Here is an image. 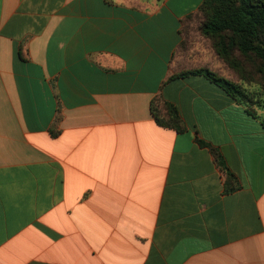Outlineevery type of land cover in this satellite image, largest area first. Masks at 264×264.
I'll list each match as a JSON object with an SVG mask.
<instances>
[{"label":"crops","instance_id":"1","mask_svg":"<svg viewBox=\"0 0 264 264\" xmlns=\"http://www.w3.org/2000/svg\"><path fill=\"white\" fill-rule=\"evenodd\" d=\"M204 1L0 0V264H264V119L172 79Z\"/></svg>","mask_w":264,"mask_h":264},{"label":"trees","instance_id":"2","mask_svg":"<svg viewBox=\"0 0 264 264\" xmlns=\"http://www.w3.org/2000/svg\"><path fill=\"white\" fill-rule=\"evenodd\" d=\"M198 11L206 12L208 20L203 26V33L217 38L215 47L227 63L238 69L235 57L238 53L242 57H254L264 68V0H205ZM193 75L209 78L239 101L240 96L247 98V94L236 83L208 69L182 71L172 79ZM151 112L160 126L179 132L184 130V122L177 107L162 97L152 101ZM212 151L219 164L224 167L221 153L216 149ZM227 174L229 177L233 176L229 171Z\"/></svg>","mask_w":264,"mask_h":264},{"label":"rangeland","instance_id":"3","mask_svg":"<svg viewBox=\"0 0 264 264\" xmlns=\"http://www.w3.org/2000/svg\"><path fill=\"white\" fill-rule=\"evenodd\" d=\"M207 20L206 12L198 11L183 21L181 41L173 56L174 71L179 73L208 69L220 77L231 80L247 94V98L239 97L242 103L255 115L264 119V68L262 63L254 57L239 56L237 52L235 57L239 68L236 69L227 63L215 47L217 38L203 33V26Z\"/></svg>","mask_w":264,"mask_h":264}]
</instances>
